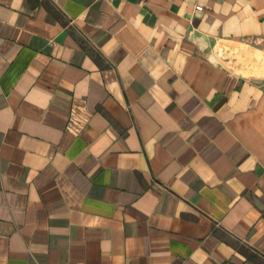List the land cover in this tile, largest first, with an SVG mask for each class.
<instances>
[{
  "label": "crops",
  "instance_id": "0c3cea01",
  "mask_svg": "<svg viewBox=\"0 0 264 264\" xmlns=\"http://www.w3.org/2000/svg\"><path fill=\"white\" fill-rule=\"evenodd\" d=\"M0 264H264V0H0Z\"/></svg>",
  "mask_w": 264,
  "mask_h": 264
}]
</instances>
